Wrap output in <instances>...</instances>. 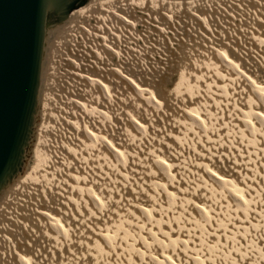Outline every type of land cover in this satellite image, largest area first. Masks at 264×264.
<instances>
[{
	"label": "bare ground",
	"instance_id": "6f19581e",
	"mask_svg": "<svg viewBox=\"0 0 264 264\" xmlns=\"http://www.w3.org/2000/svg\"><path fill=\"white\" fill-rule=\"evenodd\" d=\"M204 1L93 0L74 11L53 35L61 42H75V46L78 40L87 41L85 59L74 52L66 55L64 62L76 73L86 95L90 92L89 97L95 96L92 100L96 101L87 102L86 95L83 99H75L73 95V99L65 101L67 106L60 121L64 120L70 128L76 126L80 136L72 141L70 137L65 146L58 144L66 150L63 152L57 146L54 154L58 157L63 154L68 163L73 161V156L78 161L85 157L90 166L84 160L86 169L81 168L79 175H70L67 184L65 180V184H59L63 179L58 175L62 174L55 173L58 181L57 185L53 184L55 187L52 185L54 190L34 186L43 181L38 180L22 193H16L27 172L8 188L0 198V264H264V127L261 125H264V76L257 69L264 67L263 59L262 65L258 64L262 56L258 46L264 48V0H232L230 4H226L228 0H208L209 8L199 9ZM186 6L192 18L190 24L197 28L195 34L193 29L188 31L179 24ZM217 6L224 11L218 12ZM215 13L219 19H215ZM247 16L255 18V23L249 19L246 22ZM146 18L149 34L143 32ZM231 25L242 26L244 34L236 28L235 39L228 38L225 32ZM182 30L187 31L183 41L179 39ZM148 35L153 40L150 45H154V40L164 42L159 52L150 45L145 47ZM178 43L192 51L186 55V58L193 56L189 61L178 58L182 59L181 65L188 66L185 74L180 72L181 76H187L196 93L183 101L181 110L170 107L172 104L164 99L157 84L152 83L154 79L149 78H163L171 63L168 54L173 56L176 48L179 51ZM244 45L248 46L247 52L254 53L253 57L248 54H245L247 59L245 55L242 57ZM92 63L98 69L94 70ZM85 70L89 71L85 73ZM89 84L92 87L88 88ZM241 85L243 89H239ZM129 91L133 94L131 103L139 104L138 99L142 98L149 108L151 103L163 109V117L159 115L161 119H157L148 114L151 112L148 108L142 115L143 105L138 106L135 114L128 104L121 102L123 97L127 99ZM255 91L260 100L254 96ZM103 93L110 97L111 101L105 99L108 105L103 102ZM209 97L213 101L210 104ZM219 104L224 108L220 109ZM214 105H218V112L216 122L212 123ZM123 109L131 114V120L123 114ZM43 110L40 108V112ZM99 113L106 119L113 117L110 121L113 125L101 128L94 123ZM118 118L126 119V123ZM195 122L207 127V131L190 129V137L185 135L184 127ZM155 123L161 125L160 136L156 135L159 130ZM148 127L151 133L147 139L134 131L137 128L146 131ZM247 127L260 138L250 143ZM123 135L135 143H126L121 138ZM81 136L91 143L89 147L94 155L86 153L90 149H85L87 145ZM37 144L36 138L33 151ZM45 154L54 155L47 151ZM120 159L123 164L119 163ZM129 160L134 166H127ZM218 162L225 163L226 168ZM54 163L53 166L60 165ZM107 163L113 166L111 181L118 184L120 192L113 187V192L108 191L106 179L110 177L102 175ZM120 165H126L127 168L123 167L126 170ZM45 176L44 179L53 177L49 167Z\"/></svg>",
	"mask_w": 264,
	"mask_h": 264
},
{
	"label": "rangeland",
	"instance_id": "374dc122",
	"mask_svg": "<svg viewBox=\"0 0 264 264\" xmlns=\"http://www.w3.org/2000/svg\"><path fill=\"white\" fill-rule=\"evenodd\" d=\"M210 1H212V0H210ZM209 1V2H210ZM215 2L217 1V0H214ZM205 2V3H204ZM204 2H201V4H202V6H200L199 7V9H201V8H206V7H208L209 8V2H208V0L206 1H204ZM230 2H232V0H228L227 1V3L226 4H230ZM150 5V4H149ZM151 7H152V5H150L149 6V9H151ZM218 8V12H223L224 11V9L222 10L221 9V7L220 6H217ZM187 9V6L185 7V10H184V13L185 14H183L184 15V17L182 16L181 17V21H180V23L179 24H182L183 25V27H186V30H190V28L191 29H193L195 32H194V34L196 33V31H197V28H192L193 26H191V20H192V18H191V16H189L188 14H189V11L188 10H186ZM93 11H94V9H92ZM92 10H90V11H92ZM222 10V11H221ZM176 11V10H175ZM89 12V11H88ZM84 14V13H83ZM240 14L241 13H239V15L238 16H240ZM143 15H145V14H143ZM178 16H180V15H178ZM219 15H217V13H215V19H219V18H217ZM242 17V16H241ZM191 18V19H190ZM247 18V19H246ZM245 19H246V22L248 21V19H249V16H247ZM251 19H252V21H251ZM251 19H249V21L250 22H252L253 24L255 23V18H251ZM144 21H143V24H142V26H143V28L145 29H143L144 31V34L145 33H147V34H149V28L148 27H150L149 26V22H147V18L146 19H143ZM183 20V21H182ZM254 20V21H253ZM218 21V20H217ZM216 21V22H217ZM148 23V24H147ZM188 23V25H186ZM218 23V22H217ZM216 23V24H217ZM251 23V24H252ZM186 25V26H185ZM218 25V24H217ZM217 25H215V26H217ZM181 26V25H180ZM250 27V26H249ZM189 28V29H188ZM238 29V31H240V32H243V34H244V30L242 29V26H235L234 25V27H233V25H231L230 27H229V30H226L227 32H225V33H227V37L228 38H230V39H232L233 37H234V39H235V32H237L236 30ZM179 29H180V27H179ZM199 29H201V28H199ZM146 31V32H145ZM183 32H179V35H180V37H179V39H184L185 37H184V32H186L187 33V31H185V30H182ZM171 33H173V32H171ZM146 34V35H147ZM174 34V33H173ZM224 34V33H223ZM245 34H246V32H245ZM183 37H182V36ZM148 38L150 37L149 35L147 36ZM245 37V36H244ZM224 38L225 37H223L222 38V35H221V39L224 41ZM159 39V38H158ZM148 39H146V44L148 45H145V47L146 48H148L149 47V42H152L153 40L152 39H150L149 38V40L147 41ZM62 40H60V41H58V39L56 38V37H52L51 38V41H50V45H49V52H48V54L49 55H47V63H46V67H45V70L47 69V71H46V75H45V84H44V93H43V99H42V104H41V109H44L45 110V112H44V110H43V112H40V114H39V123H38V127H37V131H36V136H35V139L37 138V141H38V144H37V147L35 148V151H33L32 150V152H31V155H30V157H29V159H28V162H27V166H26V168H25V171H24V173L25 172H27V175L24 177V179L20 182V184L18 185V187H17V189L15 190L16 191V193L17 192H23L24 190H26L27 188H29V187H31L32 185H34L36 182H38V180H43L41 183L40 182H38L36 185H34V186H40V189L43 187H46L47 189H48V191H49V189L50 190H52L53 188V186L55 187V185H57V181H58V176H59V179L61 178V179H63L62 181L60 180L58 183L59 184H67L68 183V180H70V175L72 176H74V175H79L81 172H80V170L81 171H83V170H85L86 169V165H85V157H83L84 159H82V157H81V161H78V158H74V156H73V161L71 160V162H66V160L64 159V157H66V156H64L63 157V154H62V152H60V150L61 151H65L66 150V148H64V147H60V146H65V143L67 144L68 142L66 141V140H68V141H70V137H71V141L77 136V135H79L80 136V133L78 132V128H76V130H75V127H71L70 128V126H67V125H69L68 123H66L65 124V121L64 120H62V121H60V117H63V114H64V112L62 113V111L66 108V106H67V104L65 103V101H67L69 98H71V99H73L75 96V99L77 98V97H79L80 99H83L84 97H86L87 96V102H89V103H91V102H96L95 101V99L94 100H92L93 99V97L95 98V96H91V97H89V95H90V92H88V95H86V93H85V91H84V89H83V84H81V83H79L78 81L79 80H77V77H76V73L70 68V69H68L69 67L67 66V64H66V62H64V61H66V55H72V53H76L77 54V56H81V57H79L80 59H85L88 55V52H86V49H87V45H86V40L85 41H83V40H78V43H77V46H75L76 45V43L75 42H71L70 40H68V41H63V42H61ZM155 42L153 43L154 45H152V43H151V47H153V49H155L156 50V53L157 52H159L160 51V46H162V43H164V42H161L160 40H154ZM158 41H159V45H158ZM183 41V40H182ZM185 41V40H184ZM65 42V43H64ZM69 42V43H68ZM167 42L169 43V40H167ZM178 41H176V43H177ZM55 43V44H54ZM63 43L65 44V45H63ZM175 42H172V44H174ZM61 44V45H60ZM86 46H85V45ZM156 44L158 45V46H156ZM185 44H187L188 45V42H186ZM184 44V45H185ZM79 45V46H78ZM177 45H179L180 47H179V51H178V49H177V51H178V53H177V51H176V49H175V52H174V54H173V56L171 55V54H168L169 55V62H171V63H173V64H171V63H169V67H168V71L165 73V75L163 76V78L162 77H156L155 75V77H153V76H149V78H151L154 82H152L153 84H157L156 85V87H157V89H159L160 90V92L161 93H163L164 94V99H166L167 101H169L171 104H172V106H170V107H172V108H175V106H176V108H178V110H181L182 109V106L184 105V102H185V100H186V98L187 99H191V97H193V96H195V90H193L192 89V87H191V85H189V79L187 78V76H185V75H183V76H181V74H180V72L181 73H183V74H185L186 72H185V69L188 67V66H186V65H181L180 63H181V60L182 59H187L188 61H189V59L190 58H192V57H189V58H186L187 56H188V54H189V52H191L190 54H192V51L191 50H189V47L187 48H185L184 46V48H185V50H184V48L182 47V45H180L179 43L177 44ZM189 45H190V43H189ZM257 46H258V43L256 44ZM59 46V47H58ZM75 46V47H74ZM125 46V45H124ZM54 47V48H53ZM76 47H77V49H76ZM57 48V49H56ZM60 48V49H59ZM75 48V49H74ZM103 48H104V46H103ZM263 48V47H262ZM262 48H259V46H258V49H260V51L262 52L260 55H262V56H260L261 58H260V60L258 61V64L259 65H262V63H261V59H263L264 60V48L262 49ZM125 49V48H124ZM123 49V51H125ZM157 49H159V50H157ZM184 51H183V50ZM243 49V52L242 53H244V54H242L241 53V55H242V57L246 54H248L249 56H252L253 57V55H254V53L252 54V51H251V53L250 52H247L248 51V46H247V48H246V45H244V48H242ZM180 50H181V52H180ZM263 50V51H262ZM64 51H65V53H64ZM187 51V52H186ZM78 52H79V54H78ZM186 52V53H185ZM183 53H185V54H183ZM252 54V55H251ZM55 55V56H54ZM62 55V56H61ZM64 55V56H63ZM70 55V56H71ZM84 55H86V56H84ZM177 56V57H174V56ZM180 55V56H179ZM187 55V56H186ZM244 56V58H246L247 59V56ZM64 59H60L61 57ZM171 56V57H170ZM58 59H57V58ZM60 57V58H59ZM172 57H174L173 59H172ZM178 57H181L182 59L180 60ZM52 58H54L53 60H52ZM55 58H56V60H55ZM176 58H177V60H176ZM249 58V57H248ZM51 59V60H50ZM246 59H245V61H246ZM63 60V61H62ZM93 60V58H91V61ZM179 60V61H178ZM262 60V61H263ZM178 61V62H177ZM250 61V60H249ZM53 62V63H52ZM63 62V63H62ZM260 62V63H259ZM264 62V61H263ZM52 64V65H51ZM65 64V65H64ZM90 65V64H89ZM91 65H93V63L91 64ZM172 65V66H171ZM176 65V66H175ZM258 65V66H259ZM178 66V67H177ZM257 66V67H258ZM67 67V68H66ZM162 68V67H161ZM173 68H175V69H173ZM68 69V70H67ZM93 69L94 70H96V69H98L97 67H95V65H93ZM177 69V70H176ZM258 70H260V76L262 77V76H264V72H263V70H264V67H262V66H260V67H258L257 68ZM70 70H71V72H70ZM99 70H101V71H103V72H105L104 70H102V69H99ZM145 70H147V68L145 69ZM89 71V70H88ZM87 70H85L84 72L86 73V72H88ZM178 71H179V74H177L178 73ZM84 72H82V73H84ZM91 72V71H90ZM176 72V73H175ZM261 72H262V74H261ZM72 75H70V74ZM73 73H75V74H73ZM88 74H90V73H88ZM170 74V76H168ZM172 74V75H171ZM173 74H175V75H173ZM87 75V74H86ZM161 75H162V73H161ZM167 75V76H166ZM165 76H166V78H165ZM73 77V78H72ZM240 77H236V79H239ZM73 79V80H72ZM76 79V80H75ZM169 79V80H168ZM166 80V81H165ZM240 80V79H239ZM71 81V82H70ZM74 81L76 82V83H74ZM188 81V82H187ZM167 82V83H166ZM49 83V84H48ZM58 83V84H57ZM151 83V84H152ZM63 84V85H62ZM167 84V85H166ZM61 85V86H60ZM80 85V86H79ZM92 84H89L88 85V88H90V87H92L91 86ZM46 86V87H45ZM94 86V85H93ZM159 86V87H158ZM191 87V88H190ZM48 88V89H47ZM88 88H86V90L88 89ZM163 88V89H162ZM167 88V89H166ZM190 88V89H189ZM239 88V87H238ZM189 89V90H188ZM239 89H243L242 88V85H241V88H239ZM239 89H237L236 91H238L239 92ZM191 90H193V91H191ZM233 90H235V88H233ZM84 91V92H83ZM251 91H252V93H253V90L251 89ZM102 92V91H101ZM159 92V93H160ZM58 93V94H57ZM62 93V94H61ZM77 93V94H76ZM79 93V94H78ZM82 93V94H81ZM257 94V96H256V94ZM84 94V95H83ZM103 94H105V96L107 97V95H106V93H103ZM198 94V93H197ZM255 94V95H254ZM254 96L257 98V99H259L260 100V95H259V93L257 92V91H255L254 92ZM70 95H72V96H70ZM73 95H74V97H73ZM78 95V96H77ZM80 95V96H79ZM86 95V96H85ZM160 95V94H159ZM193 95V96H192ZM82 96V97H81ZM84 96V97H83ZM105 96H103V102L105 103V101L108 99V98H110L109 96L106 98ZM132 96H133V94L131 93V91H129V94L127 95V99L125 100V97H123V99H121V102L122 103H124V104H128L129 106H130V108L131 109H133V111H135V114L138 112V110H136L137 108H138V106H142L143 105V109L141 110V107L139 108L140 110V113L143 115L144 114V111H146V110H148L149 109V111L151 110V112L150 113H148V114H150V115H152V116H154L155 118H159V119H161L162 117H163V115H164V113L162 112L163 111V109H160L159 107H157V106H154V105H152L151 103H149V102H147V104L149 103V105L151 106V108L153 109V111H152V109L151 108H149L147 105H146V100H144V99H138V102H139V104L136 102V103H131L130 102V100L132 99ZM61 97V98H60ZM129 97V98H128ZM161 97V96H160ZM183 97H185V98H183ZM190 97V98H189ZM259 97V98H258ZM47 98V99H46ZM51 98V99H50ZM57 98V99H56ZM91 98V99H90ZM131 98V99H130ZM90 99V100H89ZM106 99V100H105ZM45 102H44V101ZM60 100V101H59ZM92 100V101H91ZM109 101H111L110 99H108ZM128 100V101H127ZM143 100V101H142ZM211 99H210V97L208 98V103L210 104V103H212L213 101H210ZM132 101V100H131ZM184 101V102H183ZM187 101V100H186ZM210 101V102H209ZM222 101H224L223 99H222ZM103 102H99V105H103V107H104V105L105 104H107L108 103V101H106V103L104 104ZM131 104H130V103ZM145 102V103H144ZM180 103V105L181 106H179V105H177V104H179ZM56 104V105H55ZM97 104H98V102H97ZM108 105V104H107ZM133 105V106H132ZM136 105V106H135ZM220 105V104H219ZM222 105L224 106V105H226V104H224V103H222ZM222 105H220L219 106V108L220 109H223L224 107L222 106ZM55 106V107H54ZM62 106V107H61ZM65 106V107H64ZM174 106V107H173ZM215 106V105H214ZM218 106V105H217ZM217 106H215L214 107V111H213V115H210V117H211V121H212V123H215L216 122V117H217V112H218V110H216V107ZM135 107V108H134ZM223 107V108H222ZM57 108V109H56ZM146 108H148V109H146ZM159 108V109H158ZM106 109V108H105ZM126 109V108H125ZM125 109H123L125 112H123V114H126L127 116V119L128 120H131L132 119V116H131V114L129 115L128 114V110H125ZM55 110V111H54ZM59 110V111H58ZM215 110H216V112H215ZM57 111V113L56 114H58V115H55V112ZM65 111V110H64ZM132 111V110H131ZM131 111H129V112H131ZM143 112V113H142ZM215 112V113H214ZM60 113H61V115H60ZM132 113V112H131ZM43 114V115H42ZM133 114V113H132ZM163 114V115H162ZM214 114H215V116H214ZM219 114V113H218ZM88 115H90V113H88ZM95 115V114H94ZM100 113L97 115H95L96 117H94V123H97L101 128H105V125H110L111 123V125H113V122H110V121H112V118L113 117H110V116H107L108 118L110 117L111 118V120L110 119H106V117H103L102 115H100ZM139 115V114H138ZM141 115V116H142ZM161 116V118H160V116ZM55 116H56V120H55ZM59 116V117H58ZM131 117V118H129V117ZM137 116V115H136ZM137 117L138 119H142L143 120V118L142 117ZM151 116V117H152ZM58 117V118H57ZM102 117V118H101ZM134 117H135V115H134ZM151 117H148V118H151ZM43 118V123H42V125L41 126H39L40 125V123H41V119ZM82 118V121L85 123V121H84V119H83V117H81ZM101 118V119H100ZM157 118V119H158ZM120 119V121L119 122H121V123H126L125 121H126V119H125V121L124 120H122L121 118H118V120ZM100 120H102V121H100ZM105 120V121H104ZM151 119H149V122H152L153 121V118H152V120L150 121ZM215 120V121H214ZM89 121V120H88ZM144 121V120H143ZM158 121V120H157ZM163 121V120H162ZM54 122V123H53ZM159 122H161V121H159ZM171 122L173 123V125H175L176 124V122L173 120L172 121V119H171ZM100 123V124H99ZM175 123V124H174ZM261 123V122H260ZM259 123V124H260ZM154 124V123H153ZM161 124H163L162 122H161ZM194 124V125H193ZM192 125L190 124V125H187V126H185L184 127V133H185V135H189V134H191V131L193 130V131H199V129H200V131L201 132H205V131H207V127H205V126H202L201 124H196V122L195 123H193ZM110 125V126H111ZM158 125V126H157ZM157 125H156V123H155V126H156V128L159 130V134L158 133H156V135L157 136H160V127H161V125L160 124H158L157 123ZM177 125V124H176ZM261 125H262V127H264V125H263V123H261ZM57 126V127H56ZM104 126V127H103ZM198 126V127H197ZM62 127V128H61ZM194 127V128H193ZM196 127V128H195ZM201 127V128H200ZM155 128V129H156ZM188 128H189V130H188ZM38 129H39V131H38ZM51 129V130H50ZM144 128H137L136 130H134L135 131V133L137 132L138 133V136H140V137H142L143 136V138H145V139H147L148 138V135H149V133H151V129H149V127H148V129L146 130V131H144L143 130ZM156 129V130H157ZM190 129H192V130H190ZM196 129H198V130H196ZM249 129V130H248ZM142 130H143V132H142ZM149 130V131H148ZM157 130V131H158ZM186 130V131H185ZM248 130V131H247ZM47 131H49V132H47ZM58 131V132H57ZM156 131V132H157ZM42 132V133H41ZM46 132V133H45ZM63 132V133H62ZM144 132H145V134H144ZM252 132V133H251ZM263 132H264V130H263ZM57 135H56V134ZM76 133V134H75ZM136 133V134H137ZM143 133V134H142ZM246 133H248V135H249V137H251L249 140V142L251 143V142H253V141H255V139L256 138H260V135L257 133V134H255V132H253L251 129H250V127L248 128H246ZM39 134V136H37ZM48 134V135H47ZM52 134H54L55 135V137H54V135H52ZM63 134V135H62ZM254 136H253V135ZM41 135V136H40ZM42 135H43V137H42ZM60 135H62L61 137H60ZM47 136V139L45 138V137ZM49 136V137H48ZM53 136V137H52ZM124 136V135H123ZM51 137V138H50ZM64 139H63V138ZM68 137H69V139H68ZM82 137V136H81ZM189 137H190V135H189ZM44 138L46 139V140H44ZM54 139V142H53V139ZM61 138V139H60ZM66 138V139H65ZM122 138V140L123 141H125L126 143L128 142V143H131V144H133V142H131V140H133V139H131V137H128L127 135L126 136H124V137H121ZM128 138V139H127ZM142 138V139H143ZM131 139V140H130ZM141 139V140H142ZM47 140H48V143H46L47 142ZM55 140H58L57 142L55 141ZM129 140V141H128ZM137 140V139H136ZM45 141V142H44ZM63 141V142H62ZM87 140H86V138H83L82 137V142H85L86 143V145L87 146H84L85 147V149H86V147H89V144H91V143H87L86 142ZM138 141V140H137ZM143 141H144V139H143ZM57 144H56V143ZM62 142V143H61ZM44 143V144H43ZM61 143V144H60ZM135 143V142H134ZM53 144H56V145H54L53 146ZM60 146H59V145ZM98 144L96 143V144H94L93 146H97ZM34 146V145H33ZM57 146H59V148H60V150H59V152L62 154L61 156L59 155V157L58 156H56L54 153L57 151ZM56 147V148H55ZM49 148H55V149H52V150H48ZM65 149V150H64ZM89 149L90 150H88L87 149V151H89V152H86V153H88V155H89V153H93L92 151H93V149L91 148V147H89ZM223 149H225V148H223ZM45 151H47L49 154H54L53 156H56L57 157V160H54V162L57 164V162L58 163H60V165H57V166H53V164L52 163H54L52 160L53 159H55V157H47V155L45 154ZM33 155V156H32ZM87 155V154H86ZM92 155H94V154H92ZM217 155H220V153H217L216 154V156ZM75 159V160H74ZM88 159V158H87ZM216 159H219V156H217V158ZM52 162H50V161ZM61 160V161H60ZM64 160H65V162H64ZM85 160V161H84ZM124 160H125V158H124ZM88 161V162H87ZM86 161V164L87 165H89L90 166V161L89 160H87ZM218 161V160H217ZM75 163V165H74V163ZM77 162V163H76ZM81 162V163H80ZM126 162V160L124 161V163ZM54 163V164H55ZM63 163V164H62ZM64 163L65 164H67L66 166L64 165ZM79 163H80V165H79ZM119 163H121V164H123V162H122V159H120V161H119ZM52 164V165H51ZM74 166H73V165ZM83 164V165H82ZM129 165H127V166H129V167H132V166H134V165H132L131 166V164L132 163H130V160H129V163H128ZM218 164H219V162H218ZM225 164V163H224ZM223 163H221L220 162V164L219 165H221V167L222 166H224L223 168H226V166L224 165ZM70 165V166H69ZM85 165V166H84ZM102 166H103V164H101ZM91 166H92V164H91ZM127 166L125 165V166H123V167H125V168H127ZM137 166H139V164H137ZM136 166V167H137ZM48 167H49V170H50V173H51V175H53V177H49V178H47V179H49L50 181H51V179H56L55 180V182H53V180L50 182L49 180H47V179H44V177H46L45 175H46V172H47V169H48ZM67 167V168H66ZM73 169H72V168ZM120 167H122L121 165H120ZM122 167V168H123ZM136 167H134L135 169H136ZM54 168V169H53ZM66 168V169H65ZM81 168H83V170L81 169ZM106 168V169H105ZM113 166H111V165H109L108 163L107 164H105V167H104V171H107V173L105 174V172L103 171V173H102V175H103V177L104 176H106V178H108V177H110L109 179H106V182H111L112 184H107L108 185V191H112L113 192V190L115 189L116 191H119L120 192V188L117 186L118 184L116 183V182H114V181H111L112 179V176H111V174H112V172H113ZM122 168H120V169H122ZM125 168H123V169H125ZM140 168H142V165H140V167H139V169ZM60 169H62V171L64 172H62ZM70 169H72V170H70ZM75 169H76V172H75ZM112 171H111V170ZM126 170V169H125ZM141 170V169H140ZM139 170V171H140ZM56 171V172H55ZM58 171V172H57ZM62 173H61V172ZM66 171H68L67 172V174L66 175H64L65 174V172ZM101 171H102V169H101ZM135 172H136V170H134ZM138 171V170H137ZM70 172V173H69ZM23 173V174H24ZM55 173H58V174H62L61 176L60 175H58V174H55ZM73 173V174H72ZM111 173V174H110ZM69 174V175H68ZM58 175V176H57ZM67 178H69V179H67ZM64 180H65V183H64ZM47 181V182H46ZM49 181V182H48ZM53 184H55V185H53ZM117 184V185H116ZM53 185V186H52ZM110 185H112L111 187H110ZM115 186V187H114ZM116 186L118 187V188H116ZM67 187H68V185H67ZM112 187H113V190H111L112 189ZM42 190V189H41ZM54 190V189H53ZM114 190V191H115ZM33 196H35V191H33ZM32 196V195H31ZM32 196V201H34V203H36V200H35V198ZM34 198V199H33ZM63 198V197H62ZM62 198L60 199L61 201H62ZM7 199V198H6ZM7 200H5V202H6ZM64 202H66L65 203V206L67 207V201L65 200ZM29 205V204H28ZM35 206H36V204H35ZM34 206V207H35ZM32 207V209L34 208L33 207V205L31 206ZM8 231V230H7Z\"/></svg>",
	"mask_w": 264,
	"mask_h": 264
},
{
	"label": "water",
	"instance_id": "95a60500",
	"mask_svg": "<svg viewBox=\"0 0 264 264\" xmlns=\"http://www.w3.org/2000/svg\"><path fill=\"white\" fill-rule=\"evenodd\" d=\"M93 0H0V198L33 150L49 45Z\"/></svg>",
	"mask_w": 264,
	"mask_h": 264
}]
</instances>
